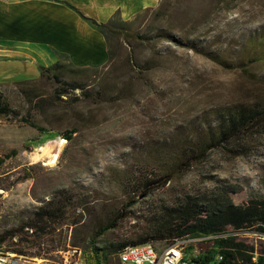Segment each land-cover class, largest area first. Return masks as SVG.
<instances>
[{"label": "rangeland", "instance_id": "obj_1", "mask_svg": "<svg viewBox=\"0 0 264 264\" xmlns=\"http://www.w3.org/2000/svg\"><path fill=\"white\" fill-rule=\"evenodd\" d=\"M115 26L131 35L108 33L111 57L106 65L83 69L70 66L66 57L59 59L66 64L61 75L90 84L86 88L91 96L77 100L81 94L77 90L76 95L58 97L49 78L34 85L18 83L39 79L40 73L33 71L19 74L17 68L8 67L10 76L0 74V89L18 114L0 115V155L17 151L0 169L4 172L0 233L65 190L83 202L77 212L84 224L69 228L70 237L91 234L127 200L121 180L136 160H160L156 157H163L166 144L213 128L217 108L264 101V60L252 64L249 73L237 67L245 58L244 43L251 36L253 40L264 36V0H159L157 7L129 22L116 19ZM141 35L146 38L137 37ZM22 87L35 88L38 95L29 98ZM28 118L46 131L28 123ZM72 129L76 131L69 141L63 133ZM246 141V153L214 149L205 161L177 174L147 199L169 202L188 190L213 188L216 178L264 194V133ZM27 173L31 176L24 179ZM145 206L140 202L132 209L143 212ZM135 229L123 222L118 230L101 235L98 244L118 241ZM246 237L264 246V236L247 233ZM213 244L208 238L195 245L207 250ZM7 246H0V254L13 252ZM163 246L157 244L159 249ZM62 250L50 258L28 257L58 263ZM85 250L88 263L98 264L91 258L92 250ZM109 264H120L117 253Z\"/></svg>", "mask_w": 264, "mask_h": 264}, {"label": "trees", "instance_id": "obj_2", "mask_svg": "<svg viewBox=\"0 0 264 264\" xmlns=\"http://www.w3.org/2000/svg\"><path fill=\"white\" fill-rule=\"evenodd\" d=\"M89 19V18H88ZM93 25L105 36L108 33L129 37L115 26L116 20L98 22L91 19ZM176 28H172L174 32ZM175 33V32H174ZM170 38L169 34H163ZM134 36V35H133ZM143 38L146 36H137ZM244 60L237 65L249 73L252 64L264 60V36L253 40L251 36L244 43ZM249 49L250 52H246ZM66 57L65 55H63ZM111 52L109 51V59ZM218 61H225L218 58ZM69 65L76 68H97ZM106 65V64H105ZM66 67L58 60L50 66H40V78L18 81L20 85H34L35 82L49 78L58 97L75 94L77 100L91 96L87 82L69 80L61 75ZM101 70V69H100ZM28 97L38 95L35 88L22 87ZM37 102H44L41 99ZM41 105V103L39 104ZM18 115L0 89V115ZM214 127L196 133L177 142L168 143L164 147V155L160 160L139 158L126 171L121 180L124 189L128 190V198L123 205L111 211L112 214L94 227L91 234L81 237H70L69 228L84 224L82 215L77 212L83 202L73 191H58L35 207L24 220L12 228L0 233V246L8 245L7 250L27 256L50 258L55 252L67 247L78 246L92 250L94 263L109 264L110 256L125 248L145 243L172 245L180 239L196 237L212 238L213 246L207 250H197L189 243L184 259L191 263L202 261L212 264H264V246L247 239V233L264 236V194L254 192L240 183H231L226 178H216L214 187L200 192L186 191L172 201L153 202L147 199L157 190L165 188L177 174L193 169L196 164L205 161L214 149L232 151L234 155L249 150L247 139L256 133H264V101L260 104H241L213 111ZM28 123L41 132L46 129L28 118ZM75 129L63 133L71 141ZM166 147H169L166 149ZM16 150L4 156L0 155V169L6 159L15 155ZM4 173L0 171V175ZM31 174L23 176L27 179ZM229 182V183H228ZM120 183V181H119ZM143 202L146 206L141 212L132 209ZM130 222L136 229L126 237L108 245L98 244L99 237L110 229L120 227L123 222ZM86 251V250H85ZM90 258V262H93ZM120 262V261H119Z\"/></svg>", "mask_w": 264, "mask_h": 264}, {"label": "crops", "instance_id": "obj_3", "mask_svg": "<svg viewBox=\"0 0 264 264\" xmlns=\"http://www.w3.org/2000/svg\"><path fill=\"white\" fill-rule=\"evenodd\" d=\"M158 4L159 0H0V74L10 76L8 67L19 74H38L40 66L63 55L76 66H103L109 60L108 40L91 19L129 22Z\"/></svg>", "mask_w": 264, "mask_h": 264}, {"label": "built area", "instance_id": "obj_4", "mask_svg": "<svg viewBox=\"0 0 264 264\" xmlns=\"http://www.w3.org/2000/svg\"><path fill=\"white\" fill-rule=\"evenodd\" d=\"M208 238L201 236L192 239H180L175 244L164 245L158 248L155 244L133 245L132 248H125L119 253L120 264H201L191 263L184 259L185 250L189 243L206 242ZM196 246V245H195ZM197 250L199 247H197ZM62 259L58 263H41L28 256L15 252L0 254V264H89L84 249L78 246L69 245L61 251ZM212 264V262H208Z\"/></svg>", "mask_w": 264, "mask_h": 264}, {"label": "bare ground", "instance_id": "obj_5", "mask_svg": "<svg viewBox=\"0 0 264 264\" xmlns=\"http://www.w3.org/2000/svg\"><path fill=\"white\" fill-rule=\"evenodd\" d=\"M59 143V142H58ZM145 244H152V243H145ZM128 248H132V246L128 247ZM201 264H208V261H202Z\"/></svg>", "mask_w": 264, "mask_h": 264}]
</instances>
